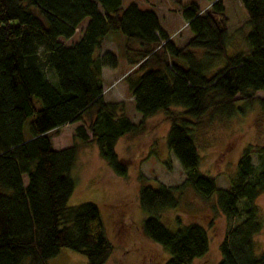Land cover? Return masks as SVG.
Returning a JSON list of instances; mask_svg holds the SVG:
<instances>
[{
  "label": "trees",
  "instance_id": "16d2710c",
  "mask_svg": "<svg viewBox=\"0 0 264 264\" xmlns=\"http://www.w3.org/2000/svg\"><path fill=\"white\" fill-rule=\"evenodd\" d=\"M209 1L205 8L193 0L179 3L190 35L178 44L154 9L136 2L0 0V264H46L63 246L81 252L85 264H104L113 249L97 205L67 203L77 143L55 148L49 134L87 115L76 136L86 142L89 130L110 169L126 174L116 141L144 127L143 118L135 122L125 112L123 101L104 98L102 68L118 64L115 51L100 49L111 31L125 36L121 54L131 69L124 80L134 109L143 117L165 113L167 148L185 172L179 183L142 180L138 188L147 213L142 231L168 251L163 264H190L208 248L201 222L177 216L172 229L159 219L162 210L179 204L187 186L204 197L215 192L226 217L216 264H264L255 239L262 229L255 200L264 191V145L242 149L226 188L200 171L194 139L204 114L228 117L238 100L251 101L257 90L264 107V0H240L247 46L232 53L223 2ZM252 152L261 157L258 165Z\"/></svg>",
  "mask_w": 264,
  "mask_h": 264
},
{
  "label": "rangeland",
  "instance_id": "374dc122",
  "mask_svg": "<svg viewBox=\"0 0 264 264\" xmlns=\"http://www.w3.org/2000/svg\"><path fill=\"white\" fill-rule=\"evenodd\" d=\"M187 1L190 0H180L181 3ZM193 1L200 8L208 2ZM231 1L230 9H227L228 34L231 37L228 53L246 48L245 34L249 29L244 7L235 0ZM130 2H136L141 8L155 9L162 4L179 7L175 0H122L121 4L126 6ZM185 27L187 26L173 31V36L180 37ZM114 34L118 36L114 37ZM176 43L182 44L183 40ZM124 44L125 36L120 31H111L104 38L100 49H111L119 53L118 58H121ZM119 61L115 70L110 67L103 70L104 98L123 101L125 112L135 122L143 118L144 127L139 132L122 135L116 141L115 150L127 167L126 174L118 175L110 169L101 157L97 144L91 139L89 130L86 142L76 136L75 127L80 124L85 126L89 121L87 115L81 120L51 130L49 134L55 148L77 143L76 157L70 169L74 187L67 203L91 201L97 205L106 236L113 245L104 264H163L169 256L168 251L142 231V221L147 213L139 204L138 188L142 180L153 186L159 181L166 184L179 183L184 179L185 172L167 148L169 121L165 113L160 110L143 117L134 109L130 92L123 84L124 76L131 67L120 64L121 59ZM45 71L51 79L49 71ZM51 82L53 85L57 84L54 76ZM262 95L257 90L251 101L246 103V100H238L234 112L228 117H210L204 114L198 122L194 139L200 155L199 169L202 173L213 176L219 187L229 186L237 158L246 145H264V107L256 99ZM28 120L24 124L25 132ZM255 154L252 152V158L258 165L261 157ZM258 169L256 168V172ZM215 199V192L210 197H204L187 186L181 194L179 204L166 208L159 214L160 221L172 229L178 225L177 216L182 222L199 221L206 227L207 251L202 256L195 257L190 264H216L220 258L218 244L225 231L226 217L217 209ZM255 203L262 220V229L255 235L258 244L256 250L260 251L264 249V191L258 194ZM211 219L213 222L209 224ZM46 264H85V257L81 252L63 246L56 255L46 260Z\"/></svg>",
  "mask_w": 264,
  "mask_h": 264
},
{
  "label": "crops",
  "instance_id": "0c3cea01",
  "mask_svg": "<svg viewBox=\"0 0 264 264\" xmlns=\"http://www.w3.org/2000/svg\"><path fill=\"white\" fill-rule=\"evenodd\" d=\"M175 1L178 2V4L181 3L180 0H175ZM235 1H237V3L239 5H242L240 0H235ZM210 2L211 1L208 0L207 4H205L201 8L207 7L210 4ZM222 2H223V6H224V13L228 17L227 9L230 7L232 1L228 0L226 2V0H222ZM154 10L156 11V13L158 15L161 27L168 34H170L172 36H173V31L180 29L181 26H187L186 21L183 19V17L181 16V14H180V12L178 10V6L177 7H173L172 5L164 6V4H162V5H158ZM185 28H186L185 31L182 34H180V37H175V36L172 37L171 36L172 39L175 40V42L180 41V40L184 41L190 35V31L188 30V27H185ZM116 34H118V33H116ZM116 36H118V35L114 34V37H116ZM117 54H119V53H117ZM119 59H121V63L120 64H122V65L126 64L127 65L126 60L124 59V57L121 54V58H118V64H117L116 67H114V70L119 66V62H120ZM104 68H106V67L102 68L103 86H104V80H105L104 73H103ZM123 84L126 86L125 83H123ZM130 97H131V94H130Z\"/></svg>",
  "mask_w": 264,
  "mask_h": 264
}]
</instances>
